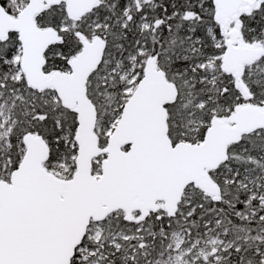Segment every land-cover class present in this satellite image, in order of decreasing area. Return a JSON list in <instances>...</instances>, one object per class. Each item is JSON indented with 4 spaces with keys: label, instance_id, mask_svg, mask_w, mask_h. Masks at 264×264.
<instances>
[{
    "label": "snow or ice",
    "instance_id": "1",
    "mask_svg": "<svg viewBox=\"0 0 264 264\" xmlns=\"http://www.w3.org/2000/svg\"><path fill=\"white\" fill-rule=\"evenodd\" d=\"M0 264H264V0H0Z\"/></svg>",
    "mask_w": 264,
    "mask_h": 264
}]
</instances>
